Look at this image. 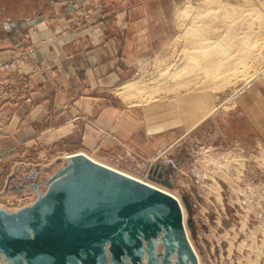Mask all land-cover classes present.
Returning a JSON list of instances; mask_svg holds the SVG:
<instances>
[{"label":"rangeland","instance_id":"374dc122","mask_svg":"<svg viewBox=\"0 0 264 264\" xmlns=\"http://www.w3.org/2000/svg\"><path fill=\"white\" fill-rule=\"evenodd\" d=\"M53 1L0 0V37L8 35L13 21L25 35L28 24L42 18L40 12L53 9ZM139 3L148 16L143 32L129 34L128 77L109 91L114 102L172 107L175 98L199 93L216 101L218 108L212 112L216 119L235 110L238 97L264 74V0ZM120 4L123 0L78 1L65 36L79 37L105 24ZM189 29L196 30L193 34ZM237 33L255 48L247 66L236 63L214 76L204 70L196 76L193 66L198 59L192 52H205L207 61L221 59L226 51L238 50L236 44H229L230 50L219 49ZM56 42L55 37L39 45L20 42L10 56L0 59L2 63L21 59L12 70L0 71V108L19 100L32 103V76L46 78L52 73V66L38 60L37 53L53 49ZM130 82L136 84L134 92L118 94ZM215 119H209L205 133L214 131ZM81 133L82 128L53 143L0 146V264H264L261 142L223 144L211 137L205 144L199 133L192 159L187 158L191 161H185L184 146L177 145L160 157L166 158L161 170L157 163L141 169L126 160H111L102 150L83 145ZM108 136L102 133L99 147ZM78 151L179 196L197 256L177 204L102 172L82 156L73 157Z\"/></svg>","mask_w":264,"mask_h":264},{"label":"crops","instance_id":"0c3cea01","mask_svg":"<svg viewBox=\"0 0 264 264\" xmlns=\"http://www.w3.org/2000/svg\"><path fill=\"white\" fill-rule=\"evenodd\" d=\"M78 1L54 0L53 9L40 12L42 18L30 22L25 35H20L13 21L8 35L0 37V59L10 56L20 42L39 45L41 40H57L53 49L42 48L37 53L38 60L52 66V73L46 78L38 73L32 76V103L19 100L0 108L2 149L53 143L82 128L83 145L102 150L111 160H126L141 169L157 163L162 170L166 158L160 157L177 145L184 146L185 161H191L194 138L199 133L207 140L205 144L209 138L218 137L223 144L257 140L264 145V74L238 97L235 110L216 119L212 113L218 108L216 101L199 93L175 98L172 107L125 106L110 99L109 91L128 77L129 34L143 32L148 14L139 0H123L108 22L79 37H68L65 31ZM211 117L215 119L214 131L209 134L203 129ZM102 133L109 136L99 147Z\"/></svg>","mask_w":264,"mask_h":264},{"label":"bare ground","instance_id":"6f19581e","mask_svg":"<svg viewBox=\"0 0 264 264\" xmlns=\"http://www.w3.org/2000/svg\"><path fill=\"white\" fill-rule=\"evenodd\" d=\"M210 1V0H209ZM261 12V11H260ZM264 13V12H263ZM183 15V14H182ZM189 15V14H188ZM191 16V15H190ZM197 16V15H196ZM224 16V15H223ZM263 16V15H262ZM194 19V18H193ZM219 19V18H218ZM196 20V19H195ZM222 20V19H221ZM231 20V19H230ZM233 20H234V18H233ZM236 20V19H235ZM207 21V20H206ZM208 22V21H207ZM211 22V21H210ZM200 23V22H199ZM205 24V23H204ZM213 24V23H212ZM206 25V24H205ZM197 26V25H196ZM207 26V25H206ZM192 27V26H191ZM194 28V27H193ZM235 29V28H234ZM190 30V31H189ZM188 31H189V33H191V32H193V34H194V32H195V30L196 29H189ZM199 31H201V30H199ZM200 34H201V32H199ZM197 34V33H196ZM211 34V33H210ZM238 34V33H237ZM237 34H234L232 37H229L230 39H229V42L227 41H224V43H220L219 44V49L220 50H222L223 48L225 49V48H229V50H230V47H231V45H229V44H236L237 46L236 47H238V50L236 51V52H234L233 50V52L232 53H228L226 50V52L224 53V54H226V55H224V57L223 58H221V59H219V58H217L216 57V59L214 60V61H207L205 58H203V55L205 54V52H196V51H193L192 52V54L194 55V56H196L195 58L196 59H198L197 60V62H194V63H196V65L195 66H193L194 67V71L197 73L196 74V76L197 75H199V76H201L202 74H203V70H204V72H212V76H214L215 74H218V72H221V70L222 69H224V68H226V67H229L230 65H233L234 66V64H238V63H245V65L247 66V64L246 63H249L248 62V60L249 59H247L248 58V56H249V54L250 53H254L253 51L255 50V48H252V45L251 44H249V42L247 41V40H245V38H246V36L245 37H243V35H242V37L239 35L240 34V32H239V34L237 35ZM198 35V34H197ZM201 35H203V33L201 34ZM215 35V34H214ZM219 35V34H218ZM194 37H195V35H193ZM210 36H212V35H210ZM198 37V36H197ZM197 37L196 38H194V39H197ZM203 37V36H202ZM208 37V36H207ZM216 38H217V35H216ZM244 38V39H243ZM201 39H203V38H201ZM200 39V40H201ZM219 38H217V40H218ZM209 40H211V39H209ZM215 40V39H214ZM221 40V39H220ZM192 41H193V39H192ZM195 41V40H194ZM204 41V43L205 42H207L208 41V39L205 41V40H203ZM250 41V40H249ZM215 42V41H214ZM254 42V41H253ZM196 43V42H195ZM193 44V43H192ZM201 44V43H200ZM226 44V45H225ZM254 44V43H253ZM255 44H256V42H255ZM195 45V44H194ZM210 45H212V43H210ZM218 45V44H217ZM233 45V46H234ZM251 45V46H250ZM210 47V46H209ZM199 48V47H198ZM207 48V47H206ZM232 48V47H231ZM235 49V48H234ZM190 50V49H189ZM205 50V49H204ZM224 51V50H223ZM238 52H242L243 53V55H241V54H238ZM236 53V54H235ZM214 54V53H213ZM221 55H222V53H221ZM191 56V55H190ZM221 57V56H220ZM252 57V56H251ZM188 58H189V56H188ZM210 58H211V56H210ZM192 59V58H191ZM188 60H190V58L188 59ZM220 60H222V61H220ZM184 61V60H183ZM179 63V62H178ZM242 65V64H241ZM249 65V64H248ZM251 65V64H250ZM249 65V66H250ZM184 67H185V65H184ZM187 67V66H186ZM245 68V67H244ZM244 68H243V70H244ZM251 68V67H250ZM178 69V68H177ZM240 69H242V68H240ZM245 69H247V67L245 68ZM184 70V69H183ZM235 70V69H234ZM236 70H239V69H236ZM248 70V69H247ZM226 72V71H225ZM227 72H229V71H227ZM230 72H232V71H230ZM240 72V71H239ZM244 72H245V70H244ZM175 73V72H174ZM181 73V72H180ZM189 74H190V72H189ZM192 74V73H191ZM234 74V76H235V74L237 75V73L235 72V73H233ZM183 75V74H182ZM220 75V74H219ZM230 75V74H229ZM252 75V74H251ZM189 76V75H188ZM231 76V75H230ZM250 76V75H249ZM180 77H182V76H180ZM218 77V76H217ZM220 77V76H219ZM176 78V77H175ZM178 78V77H177ZM216 78V77H215ZM179 79V78H178ZM188 79V78H187ZM249 81V80H248ZM190 84V83H189ZM135 87H136V84H134V83H128V84H125L124 86H122V87H120L118 90H119V93L118 94H122V95H129V94H132L133 92H134V89H135ZM130 101V100H129ZM133 103V102H132ZM131 103V104H132ZM134 104V103H133ZM75 155V154H74ZM76 156H82V157H84L86 160H88L90 163H92L93 164V166H95L96 168H98L99 170H101L102 172H105V173H108L109 175H112V176H115V177H117V178H119V179H121V180H123V181H125V182H127V183H131V184H133V185H136V186H139V187H141V188H144V189H147V190H150V191H152V192H154V193H156V194H158V195H160V196H163L165 199H168V200H170V201H172L173 203H175V204H177L179 207H180V209H181V211H182V214H183V219H182V226H183V228H185L184 229V232H185V235H186V237H187V240H188V242H189V245L191 246V248H192V250L195 252V254L197 253V251H196V249H195V247H194V245H193V243H192V241H191V239H190V236H189V231L187 230V227H186V222H185V215H186V213H185V209H184V207L182 206V202H181V199H180V197L179 196H177L176 194H174V193H172V192H170L169 190H167V189H165V188H163V187H160V186H158V185H156V184H154V183H152V182H150V181H148V180H145V179H142V178H139V177H137V176H135V175H132L131 173H129V172H125V171H123V170H121V169H119L118 170V168H116V167H114V166H111V165H109V164H107V163H105V162H103V161H101V160H98V159H96L95 157H92L91 155H89V154H87V153H85V152H81V153H79V154H77V155H75V156H73V157H76ZM225 157V156H224ZM226 158V157H225ZM217 159V158H216ZM214 160V159H212V162H214L215 161V163H216V161L217 160ZM214 160V161H213ZM210 162V161H209ZM218 163V162H217ZM224 166V165H223ZM196 256H197V254H196ZM199 258V257H198Z\"/></svg>","mask_w":264,"mask_h":264},{"label":"built area","instance_id":"2783aa9c","mask_svg":"<svg viewBox=\"0 0 264 264\" xmlns=\"http://www.w3.org/2000/svg\"><path fill=\"white\" fill-rule=\"evenodd\" d=\"M21 61L20 58L14 57L11 61L9 62H0V71H10L14 68L15 64L19 63Z\"/></svg>","mask_w":264,"mask_h":264},{"label":"water","instance_id":"95a60500","mask_svg":"<svg viewBox=\"0 0 264 264\" xmlns=\"http://www.w3.org/2000/svg\"><path fill=\"white\" fill-rule=\"evenodd\" d=\"M128 184H129V185H132V186H134V185H133V184H131V183H128ZM135 187H136V188H139V189H143V190H144V188H141V187H139V186H136V185H135ZM146 190H147V189H146ZM155 194H156V193H155ZM157 195H158V194H157ZM159 196H160V195H159ZM161 197H162L163 199H165L163 196H161ZM167 200H168V199H167Z\"/></svg>","mask_w":264,"mask_h":264}]
</instances>
